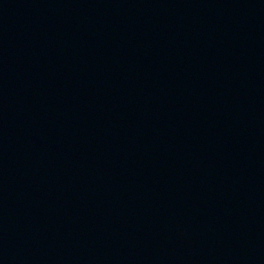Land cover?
Returning a JSON list of instances; mask_svg holds the SVG:
<instances>
[{
  "label": "water",
  "instance_id": "1",
  "mask_svg": "<svg viewBox=\"0 0 264 264\" xmlns=\"http://www.w3.org/2000/svg\"><path fill=\"white\" fill-rule=\"evenodd\" d=\"M0 264H264V0H0Z\"/></svg>",
  "mask_w": 264,
  "mask_h": 264
}]
</instances>
